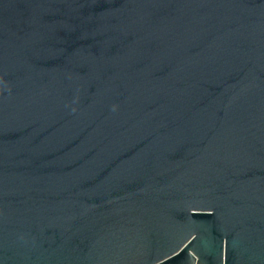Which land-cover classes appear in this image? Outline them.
I'll return each instance as SVG.
<instances>
[{
	"label": "water",
	"instance_id": "obj_1",
	"mask_svg": "<svg viewBox=\"0 0 264 264\" xmlns=\"http://www.w3.org/2000/svg\"><path fill=\"white\" fill-rule=\"evenodd\" d=\"M0 264H264V0H0Z\"/></svg>",
	"mask_w": 264,
	"mask_h": 264
}]
</instances>
